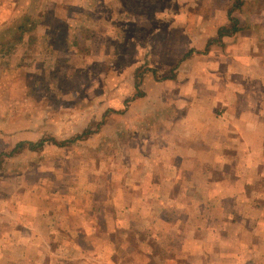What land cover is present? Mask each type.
I'll return each instance as SVG.
<instances>
[{"label":"rangeland","instance_id":"1","mask_svg":"<svg viewBox=\"0 0 264 264\" xmlns=\"http://www.w3.org/2000/svg\"><path fill=\"white\" fill-rule=\"evenodd\" d=\"M44 1L0 0V10L5 9L0 11V225L12 222L26 235V227L37 230V252H20L33 264L40 260L36 256L47 257L48 243L52 257L42 259L46 264H201L196 244L172 243L173 235L185 239L173 225L177 221L182 228L189 214L157 210L155 185L142 179L145 168L150 169L147 156L161 155L160 148L172 138L175 118L168 112L174 108L175 89L166 81L175 70L171 63L152 67L148 59L164 55L171 62L184 54L192 44L183 34L187 21L182 20L178 51L163 53L157 47L153 52L146 49L151 32L159 30L165 40L177 30L176 21L166 16L172 11L169 1L143 5L142 11L161 16L147 22L133 18H138V4L98 0L92 10L87 9L91 0ZM229 2L194 0L190 25H198V16L206 17L207 24L199 29L213 37ZM40 3L43 16L37 18L47 33V61L33 53V47L24 53L12 51L19 43L43 44L41 36L32 41L17 29ZM245 11L261 17L264 28V0L246 4ZM75 28L77 35L72 34ZM256 44L262 50L264 40ZM220 59L224 57L213 53V62ZM202 62L186 69V75L204 71ZM205 72L217 84L219 75L227 77L225 69L212 62ZM86 131L90 134L80 138ZM43 140L41 149L11 155L18 143ZM260 159L264 164V152L258 154ZM254 183V211L247 213L244 225L259 233L241 238V260L229 258L226 248L214 244L207 248L204 264H264V165ZM231 213L239 211L227 215Z\"/></svg>","mask_w":264,"mask_h":264},{"label":"crops","instance_id":"2","mask_svg":"<svg viewBox=\"0 0 264 264\" xmlns=\"http://www.w3.org/2000/svg\"><path fill=\"white\" fill-rule=\"evenodd\" d=\"M97 1L91 0L87 9L93 10L94 2ZM166 1L171 2L172 7V11L166 14L167 19L176 21L177 30L165 40L159 38L162 34L159 30L151 32L150 44L154 43L152 46L147 43L146 49L155 52L159 47L163 53L178 51L179 48L175 49L176 40L180 36V27L184 24L183 34L187 36L186 40L190 42L189 44H192L191 47L187 46L184 54L172 58L171 62L166 60L168 58L164 55L151 54L148 59L151 60L152 67L168 66L171 63L172 70H175L166 77V81L171 83L170 87L175 89L171 97L174 108L168 109L175 118L170 124L172 138L166 140L168 134L164 136L166 141L159 150L161 155L147 156L146 161L150 169L145 168L142 179L152 181L155 185V190L152 192L160 198L157 210L189 214V218L184 216L183 219L188 221L182 225V228L177 221L176 225H173L177 228L176 231L186 236L185 239L179 241L180 239L173 235L172 243L196 244V254L199 255L197 259L201 264H204V256L209 252L207 248H210V245L214 248V244L226 248L230 253L229 258L241 260L242 257L237 255L242 246L241 238L248 233L254 236L259 233L258 230L247 231L244 218L247 213L254 211L253 202L250 200L253 199L251 198L253 185L259 178L260 166L264 165L261 159L257 160L258 154L264 152V137L260 134L264 132V102L261 103V95L264 99L261 88V85L264 88L262 81L264 80V47L261 50L256 44L264 40V28H260L261 17L245 11L246 4H256L260 0H238L235 9L233 8L236 4L235 0H230L229 7L224 10V15L221 17L223 22L217 27L213 37L202 34L199 29L207 24L206 17L201 19L198 16V25L195 27L190 25L194 0ZM47 2L49 0L43 3ZM117 2L125 3L127 6L132 4L140 6L139 9L136 8L138 12L135 13L138 18L131 15L133 11L127 12L130 18L132 16L136 20L145 22L149 19L161 18L158 12L147 14L142 11L143 5H156L160 0H117ZM15 3H20V0H15ZM43 3L33 6L34 11L24 16L25 25L17 28L22 32L23 37L30 35L32 41L41 36L43 44L19 43L12 51L17 53L20 52L17 50H21L24 53L33 47L31 51L47 61L50 53L46 43L47 33L45 29L39 28L42 18H37V15L42 14ZM182 20L187 22L183 24ZM233 26L236 27L235 32L232 30ZM102 29L99 32L103 36L105 32L104 28ZM54 30L57 28L54 27ZM72 34L77 35V28ZM231 39L235 40V44L229 43ZM200 41L202 42L200 45H195ZM213 53H219L224 59L213 62ZM210 55V59L204 61ZM160 59H164V62ZM200 60L203 61L204 71L186 75V69L199 64ZM211 62L225 69L227 77L225 78L223 73L219 75L220 84L214 82L211 78L213 76L205 72L206 65H210ZM257 83L260 86L252 87ZM258 149L260 153H257ZM228 167L232 168L231 173L228 172ZM194 211L196 214H193ZM230 211H239V213L235 215L231 213L230 217L227 215ZM194 219L195 221H191ZM219 222L222 223L220 228H211ZM26 228L25 233L28 235L21 234V227L12 222L1 223L0 264H33L28 256L21 257L20 252L24 251V248L32 254L37 252L35 242L38 233L34 227ZM39 240L46 241L42 236ZM48 246L50 250L49 243ZM49 250L45 252L47 257L36 256L40 259L37 264H46L42 259L52 257ZM32 260L36 261L35 258Z\"/></svg>","mask_w":264,"mask_h":264},{"label":"trees","instance_id":"3","mask_svg":"<svg viewBox=\"0 0 264 264\" xmlns=\"http://www.w3.org/2000/svg\"><path fill=\"white\" fill-rule=\"evenodd\" d=\"M236 2V6L238 4V0H235ZM235 26V25H234ZM232 28L233 32H235L236 30V27ZM90 134V131H86L85 134L83 136H81L80 138H83L84 136H88ZM46 144V140H43L39 143H30V142H23V143H20L17 145V147L12 151L11 155L12 154H15L16 152L18 151H21V150H24V149H30V150H33V151H36L38 149H41L44 147V145Z\"/></svg>","mask_w":264,"mask_h":264}]
</instances>
